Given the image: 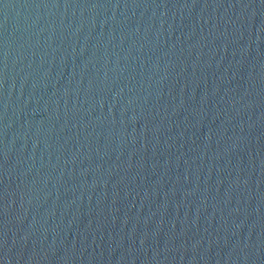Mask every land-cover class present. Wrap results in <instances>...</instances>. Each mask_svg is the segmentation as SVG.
<instances>
[{"label": "water", "instance_id": "1", "mask_svg": "<svg viewBox=\"0 0 264 264\" xmlns=\"http://www.w3.org/2000/svg\"><path fill=\"white\" fill-rule=\"evenodd\" d=\"M0 264H264V0H0Z\"/></svg>", "mask_w": 264, "mask_h": 264}]
</instances>
